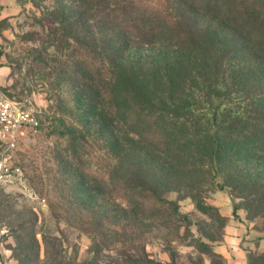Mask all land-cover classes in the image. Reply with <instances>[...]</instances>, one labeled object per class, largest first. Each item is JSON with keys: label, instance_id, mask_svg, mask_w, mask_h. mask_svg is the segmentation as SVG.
Returning a JSON list of instances; mask_svg holds the SVG:
<instances>
[{"label": "trees", "instance_id": "trees-1", "mask_svg": "<svg viewBox=\"0 0 264 264\" xmlns=\"http://www.w3.org/2000/svg\"><path fill=\"white\" fill-rule=\"evenodd\" d=\"M32 3L40 22L48 23L32 63L51 67L60 82L75 88L77 130L63 125L58 131L65 147V153L56 150L63 174L73 170L68 157L78 156L87 132L110 161L104 179L94 176L93 184L106 186L110 198L129 212L160 207L177 213L158 189L119 172L130 158L149 169L175 162L199 170L202 177L215 170L222 180L219 188L226 186L231 196L241 194L264 209V0ZM152 45L161 51L132 52ZM193 90L208 104H214L212 96L240 92L249 109L222 118L214 110L197 127L187 118L196 104L188 101ZM56 98L58 110L71 113L66 101ZM237 207L233 202V215ZM112 212L106 215L114 219ZM95 218L100 222L101 213ZM20 245L25 256L27 248ZM97 245L91 247L93 264H99ZM107 256L103 264H177L171 255L169 261L151 258L141 244L113 247Z\"/></svg>", "mask_w": 264, "mask_h": 264}, {"label": "rangeland", "instance_id": "rangeland-1", "mask_svg": "<svg viewBox=\"0 0 264 264\" xmlns=\"http://www.w3.org/2000/svg\"><path fill=\"white\" fill-rule=\"evenodd\" d=\"M36 1L41 5L48 2ZM40 19L32 0H0V96L16 102L39 124L38 131L18 145L15 158L19 170L0 185V264H93L91 247L95 241L99 244V264L108 260L111 248L129 243L144 245L155 260L169 261L171 255L177 264H228L225 253L234 248L224 244L229 222L240 227L238 234L234 230L229 234L239 241L246 264H264V209L241 194L231 196L226 186L219 188L222 180L215 170L202 177L199 170L175 162L149 169L137 159L124 161L119 170L122 175L158 189L177 213L160 207H143L132 213L124 203L110 198L106 186L96 188L93 177L104 179L110 161L87 132L78 156H67L73 170L63 174L56 150L65 153V147L58 131L63 125L70 130L78 127L75 88L60 82L51 67L32 63L34 49L41 48L48 25ZM135 51L153 55L161 47ZM52 52L50 48L48 53L54 59L57 56ZM193 92L188 101L196 100V104L189 107L187 118L196 121L197 127L204 126L214 110L222 118L249 109L240 101L244 97L240 92L212 96L214 104L204 102L201 92ZM58 95L71 113L58 110ZM233 202L238 206L234 215ZM110 211L114 219L107 217ZM98 213L101 224L96 222ZM20 244L27 248L25 256L19 253Z\"/></svg>", "mask_w": 264, "mask_h": 264}, {"label": "built area", "instance_id": "built-area-1", "mask_svg": "<svg viewBox=\"0 0 264 264\" xmlns=\"http://www.w3.org/2000/svg\"><path fill=\"white\" fill-rule=\"evenodd\" d=\"M38 125L32 114L0 96V185L19 170L15 152L20 142L38 131Z\"/></svg>", "mask_w": 264, "mask_h": 264}, {"label": "crops", "instance_id": "crops-1", "mask_svg": "<svg viewBox=\"0 0 264 264\" xmlns=\"http://www.w3.org/2000/svg\"><path fill=\"white\" fill-rule=\"evenodd\" d=\"M227 228H229V230H227L224 244H228L234 247L231 253H225L228 264H246V256L244 252L238 247L239 241H237V238H235L236 236L233 237L229 234L231 230L237 231L234 234H238L240 232V227H238L237 224L229 222ZM220 250L223 251V249Z\"/></svg>", "mask_w": 264, "mask_h": 264}]
</instances>
